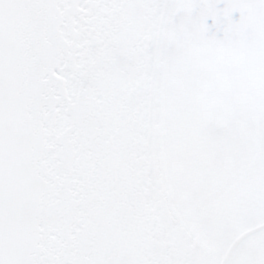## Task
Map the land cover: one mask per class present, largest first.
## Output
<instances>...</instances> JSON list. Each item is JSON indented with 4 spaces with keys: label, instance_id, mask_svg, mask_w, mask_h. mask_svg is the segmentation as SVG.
Returning <instances> with one entry per match:
<instances>
[{
    "label": "snow or ice",
    "instance_id": "1",
    "mask_svg": "<svg viewBox=\"0 0 264 264\" xmlns=\"http://www.w3.org/2000/svg\"><path fill=\"white\" fill-rule=\"evenodd\" d=\"M0 264H264V0H0Z\"/></svg>",
    "mask_w": 264,
    "mask_h": 264
}]
</instances>
